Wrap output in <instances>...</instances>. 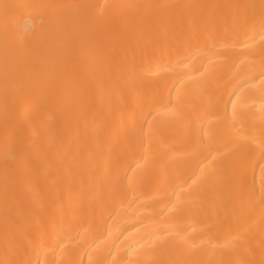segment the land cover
<instances>
[{"label":"bare ground","instance_id":"1","mask_svg":"<svg viewBox=\"0 0 264 264\" xmlns=\"http://www.w3.org/2000/svg\"><path fill=\"white\" fill-rule=\"evenodd\" d=\"M0 264H264V0H0Z\"/></svg>","mask_w":264,"mask_h":264}]
</instances>
